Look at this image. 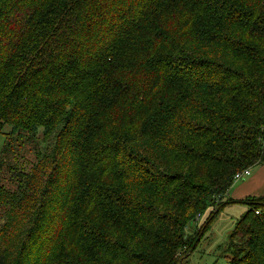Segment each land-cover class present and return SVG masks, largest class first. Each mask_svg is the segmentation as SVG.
Segmentation results:
<instances>
[{
	"label": "trees",
	"instance_id": "16d2710c",
	"mask_svg": "<svg viewBox=\"0 0 264 264\" xmlns=\"http://www.w3.org/2000/svg\"><path fill=\"white\" fill-rule=\"evenodd\" d=\"M0 133L14 264H186L237 203L228 264H264V197L226 200L264 165V0H0Z\"/></svg>",
	"mask_w": 264,
	"mask_h": 264
},
{
	"label": "rangeland",
	"instance_id": "374dc122",
	"mask_svg": "<svg viewBox=\"0 0 264 264\" xmlns=\"http://www.w3.org/2000/svg\"><path fill=\"white\" fill-rule=\"evenodd\" d=\"M63 117L54 125V131L48 130L46 128H42L41 132H39V139L41 142V149L50 153L54 146L55 136L62 129ZM13 127H11V130ZM4 133H9L10 128L6 127L4 129ZM12 132V131H11ZM6 138L0 133V154L5 146ZM20 164L19 168L25 170L26 172L30 171L31 167H33L36 163V157L33 153L24 152L23 157L19 158ZM263 166L256 167L251 169V173L256 175ZM257 172V173H256ZM252 176V175H251ZM0 177L2 180L0 183L8 184L13 186V189L16 186V182L14 177L7 171V169H3ZM249 180L245 179L242 181L235 182L233 187L229 192V196L226 198L227 201L229 199L233 200L232 196L233 189L235 186L237 187L240 184H244ZM14 184V185H13ZM256 184L260 189L264 186V178L261 181H257ZM254 187V186H253ZM254 195V194H249ZM259 197V196H258ZM262 195L260 198H257V201L263 200ZM225 200V201H226ZM234 201V200H233ZM247 201V200H244ZM248 205L246 204H237V205H229L225 207L217 217L210 223L209 228L206 230L201 242L198 245L196 251L190 256L187 260L186 264H228L229 259L225 254V246L228 242L229 236L234 231L237 222L242 218V216L247 212ZM210 212V211H208ZM209 214V213H207ZM198 220L196 224H192L189 232L193 233L194 229L199 227L206 219V215ZM11 220L8 222V218L11 217ZM35 213L33 215H29V213L25 212L24 209H18L17 211L14 209H8L6 206L2 207L0 205V249H7L9 251L10 263L14 264L19 258L23 244L28 238L29 231L34 222ZM70 240H64L61 243V246L64 244V250L62 254H68L70 251ZM54 257H57L55 255Z\"/></svg>",
	"mask_w": 264,
	"mask_h": 264
},
{
	"label": "crops",
	"instance_id": "0c3cea01",
	"mask_svg": "<svg viewBox=\"0 0 264 264\" xmlns=\"http://www.w3.org/2000/svg\"><path fill=\"white\" fill-rule=\"evenodd\" d=\"M251 175L252 176L249 177V180L247 182H245L244 184H240L237 187L235 186V188L233 189V194L230 197H233L232 199L235 202H241L244 200H249L251 198H260L262 195H264V186H262L259 189L258 185L256 184L257 181H261L264 178V167L261 168V170H259V172L256 175L253 174ZM249 194H254V195H249ZM237 204H242V203H237ZM237 204H232V205H237Z\"/></svg>",
	"mask_w": 264,
	"mask_h": 264
},
{
	"label": "built area",
	"instance_id": "2783aa9c",
	"mask_svg": "<svg viewBox=\"0 0 264 264\" xmlns=\"http://www.w3.org/2000/svg\"><path fill=\"white\" fill-rule=\"evenodd\" d=\"M251 170L250 169H248V170H245V171H243V172H241V173H238L236 176H235V182H238V181H242V180H245V179H247V178H249L250 176H251ZM261 211L260 210H258V211H256V215H261V213H260Z\"/></svg>",
	"mask_w": 264,
	"mask_h": 264
}]
</instances>
